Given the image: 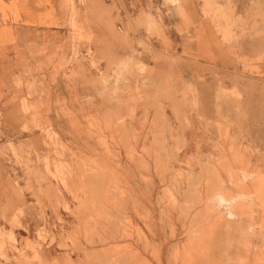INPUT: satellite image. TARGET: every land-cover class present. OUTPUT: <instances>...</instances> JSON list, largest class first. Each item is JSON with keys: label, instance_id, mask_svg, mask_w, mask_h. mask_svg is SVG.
I'll list each match as a JSON object with an SVG mask.
<instances>
[{"label": "rangeland", "instance_id": "374dc122", "mask_svg": "<svg viewBox=\"0 0 264 264\" xmlns=\"http://www.w3.org/2000/svg\"><path fill=\"white\" fill-rule=\"evenodd\" d=\"M200 1L210 82L165 40L182 0H63L0 107V264H264V58L239 54L264 51V0Z\"/></svg>", "mask_w": 264, "mask_h": 264}, {"label": "crops", "instance_id": "0c3cea01", "mask_svg": "<svg viewBox=\"0 0 264 264\" xmlns=\"http://www.w3.org/2000/svg\"><path fill=\"white\" fill-rule=\"evenodd\" d=\"M182 1L181 6L171 5V15L165 18L170 24V27L164 32L165 40L172 46L171 53L177 52L184 58L189 57L192 62L196 61L203 66L202 68L199 67L203 70L202 76L210 82V80H214L213 71L225 74L227 71L218 66L205 63L206 60L202 56L206 55L207 52L202 48H206L209 44H205L204 41L195 42L190 37L201 30L206 31L207 37L208 35L215 36L213 28L203 18L202 8L204 4L200 0ZM62 2L63 0H0V107L4 102L7 103L13 94L15 78L22 76L30 69L35 70L36 66L44 61V57L35 55L34 52L41 46H45L47 41L49 50L56 48L61 43L64 34L61 31L63 23L61 18ZM157 2L159 3L161 0H157ZM241 3L243 2L241 1L239 4ZM181 7L184 10V17L176 14L177 9H181ZM187 21L189 23H186ZM205 42L207 43L206 39ZM251 44V40L244 39L239 54L245 57L261 56V58H264V51L254 53L250 47ZM224 47L225 45L220 41L219 43L215 41L211 47L212 49L209 48V50L214 54H225L227 56ZM195 58L197 60H193ZM55 61V64H58V61ZM225 61L229 62V60ZM47 72H53V69H49ZM231 74L240 73L231 72ZM254 79L256 78L246 75L244 81L249 83ZM49 86L51 87L53 102L58 96L69 98L68 84L62 71L57 73L55 81H49ZM209 87V85H206V88ZM22 91L23 94L26 93L24 86ZM206 104L212 103L209 101ZM7 107L10 108V103ZM49 118L53 121V125L57 127L60 136L66 137L69 135L62 122L64 118L57 112L55 107L52 108Z\"/></svg>", "mask_w": 264, "mask_h": 264}, {"label": "bare ground", "instance_id": "6f19581e", "mask_svg": "<svg viewBox=\"0 0 264 264\" xmlns=\"http://www.w3.org/2000/svg\"><path fill=\"white\" fill-rule=\"evenodd\" d=\"M101 166H102V165H101ZM219 185H220V184H219ZM244 192H245V191H244ZM242 195H243V194H242ZM231 196H232V195H231ZM229 197H230V196H229ZM234 197H236V196H234ZM122 205H123V204H122ZM239 214H240V213H239ZM242 214H243V213H242ZM241 216H242V215H241ZM239 220H240V219H239ZM236 222H238V221L231 222V226L234 227V228H237V227L233 226V225H236V224H234V223H236ZM228 224L230 225V223H228ZM241 224H242V223H241ZM238 225H239V224H238ZM232 227H231V228H232ZM224 228H225V227H224ZM224 228H223V229H224ZM230 230H231V229H230ZM221 231H222V230H221ZM237 232H238V231H237ZM237 232H236V233H237ZM241 232H242V231H241ZM225 233L228 234L229 232H228V233L225 232ZM236 233H235V234H236ZM235 234H234V235H235ZM238 234H239V232H238ZM221 235H222V234H221ZM229 235H230V233H229ZM229 235H228V237H229ZM234 235H232V238H233ZM241 236H242V235H241ZM234 237H235V236H234ZM211 238H212V236H211ZM211 238H209V239H211ZM233 239H235V238H233ZM241 239H243V238H241ZM236 240H237V238H236ZM211 241H212V240H211ZM211 241H210V242H211ZM212 242H213L214 244H213V245L211 244L212 246L210 247V250H211V254H214V256H215V255L217 254V250H218V248H217L215 242H214V241H212ZM223 242H225V241L223 240ZM236 244H237V243H236ZM209 245H210V244H208V247H209ZM241 245H242V244H241ZM200 247H201V246H200ZM216 249H217V250H216ZM198 250H199V249H198ZM207 250H208V249H207ZM207 250H206V252H207ZM210 250H209V251H210ZM199 251H200V250H199ZM218 251H219V250H218ZM200 252H201V251H200ZM198 253H199V252H198ZM198 253L196 252V255H197V256H198ZM204 253H205V251H204ZM207 253H208V252H207ZM207 253H205V254H207ZM201 254H202V253H200V255H201ZM219 254H220V252L218 253V255H219ZM175 255H176V254H175ZM200 255H199V256H200ZM197 256L195 257L196 259H198ZM208 256H209V255H208ZM215 257H216V256H215ZM236 257H237V255H236ZM195 258L193 257V259H195ZM215 259H216V258H215ZM213 260H214V259H213ZM190 261H191V259H190ZM210 261H211V260H209V258H208L205 262H204V260H203V262H199V260L194 261V262H196L197 264H212ZM184 262H185V261H183V263H184ZM194 262L192 261L191 264H193ZM198 262H199V263H198ZM206 262H208V263H206ZM212 262H213V261H212ZM235 262H236V261H235ZM214 264H215V260H214ZM216 264H217V263H216Z\"/></svg>", "mask_w": 264, "mask_h": 264}]
</instances>
